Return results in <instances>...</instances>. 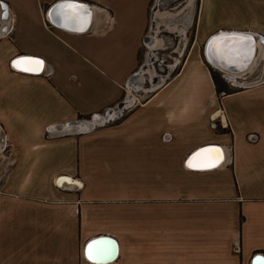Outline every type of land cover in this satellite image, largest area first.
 Listing matches in <instances>:
<instances>
[{
    "label": "crops",
    "instance_id": "1",
    "mask_svg": "<svg viewBox=\"0 0 264 264\" xmlns=\"http://www.w3.org/2000/svg\"><path fill=\"white\" fill-rule=\"evenodd\" d=\"M151 1L75 0L91 13L77 31L54 15L62 0H0V143L11 160L0 183V264H91L84 246L96 237L116 241L108 264L261 263L264 58L255 81L243 82L247 73L233 86L221 74L230 93L217 94L203 47L219 31L264 38V0H195L194 39L187 25L174 46L178 72L138 102L129 91L141 82L142 48L152 52ZM17 56L42 70H14ZM196 70L208 94L186 91ZM123 99L121 112L135 106L122 118L71 127ZM217 117L229 133L211 127ZM210 144L228 147L225 162L187 169V156Z\"/></svg>",
    "mask_w": 264,
    "mask_h": 264
},
{
    "label": "rangeland",
    "instance_id": "2",
    "mask_svg": "<svg viewBox=\"0 0 264 264\" xmlns=\"http://www.w3.org/2000/svg\"><path fill=\"white\" fill-rule=\"evenodd\" d=\"M183 4L185 8L189 5V8L187 10L185 9L184 11V13L186 14L182 12L184 8L182 7ZM195 7H196L195 0H152L151 1L149 6L150 26L148 29V33L150 34L147 35V44L148 43L150 44H148L147 48L152 52L147 53L146 47L142 48L139 57L140 59L139 70H141V74H139V77L141 82L136 84L133 87L132 91L131 90L129 91L131 97L137 98L138 102L144 99L145 97H147L150 91H153L155 88L159 87L166 80H168L178 72L183 58L176 59L177 54L174 53V50H176L177 47L174 46L178 42L177 38H180L177 36H179L183 32V29L184 32L186 31L187 25H189V39L191 42L194 39L192 25L194 22V13L196 9ZM187 14L189 16H187ZM188 17L190 19L189 21L187 19ZM159 36L160 38L165 40L166 43L165 47H156L161 43L160 39L158 38ZM192 48L193 47H191V50ZM194 50L195 51L197 50L196 52H200L201 50L202 53V47L199 48L195 47ZM194 50H192V52H194L195 54L196 52ZM259 63L260 62H258V64L255 65L253 70H251L245 76V80H243V82L255 81L260 77ZM189 68L194 69L195 63L193 62V64ZM193 69H192V77H193ZM212 71L216 75L220 87L222 88L230 87L229 84L225 82L226 80L221 78V74H223L222 72H220L218 69H216V71L212 69ZM194 72H195L194 78L193 79L191 78L192 82H187L184 78L186 91L191 92L194 86H196L197 84V86L200 88V92L208 94L210 88H208L209 90L206 88L205 84L203 83V79L201 77L199 70H196ZM142 73H143V77L140 76L142 75ZM225 77L227 78V80L232 82L233 86L235 85L241 86V83L236 82L235 79H230L226 75ZM244 84L247 83H242V85ZM182 86L183 85L180 84V86L178 87L177 90L179 92L182 91ZM124 101L125 99H123L122 102L118 104L116 107H120L119 109L121 108L123 109L122 103H124ZM134 106L135 105H133L132 107L130 106L128 110H124L125 115ZM105 120H103V122ZM217 129L222 131L223 128L218 126ZM0 144H1L0 146V183H1V178L5 173L6 167L10 165L11 160L8 158L7 162L3 163L5 159V154L8 155L9 147L7 150H5L4 143L1 142ZM2 155H4V157ZM7 157H9V155Z\"/></svg>",
    "mask_w": 264,
    "mask_h": 264
},
{
    "label": "snow or ice",
    "instance_id": "3",
    "mask_svg": "<svg viewBox=\"0 0 264 264\" xmlns=\"http://www.w3.org/2000/svg\"><path fill=\"white\" fill-rule=\"evenodd\" d=\"M2 7L0 5V8ZM54 15L63 22V27L69 28V30L83 31L91 13L84 5L76 3L75 0H62L61 3L56 5ZM261 43H264V41H261ZM209 48L210 55L224 61L225 64L246 69L252 63L256 51V41L252 35L233 33L213 40ZM42 65L43 61L33 58H22L13 63V67L18 68V70L29 72L42 70ZM205 154L208 155L202 162V166L206 168L216 167L223 158L222 152L218 148L201 149L189 160L188 167H194L193 161ZM109 244L110 242L107 241H92L87 245L86 258L91 264H100L101 261L110 258L112 250Z\"/></svg>",
    "mask_w": 264,
    "mask_h": 264
},
{
    "label": "water",
    "instance_id": "4",
    "mask_svg": "<svg viewBox=\"0 0 264 264\" xmlns=\"http://www.w3.org/2000/svg\"><path fill=\"white\" fill-rule=\"evenodd\" d=\"M222 32V34H220ZM233 33H235V34H249V35H252L253 36V38L256 40L257 39V37L255 36V35H253V34H251V33H247V32H236V31H219V33L218 34H216V35H213V36H211V38L210 39H208L207 40V42L204 44V47H203V57L205 58V61L213 68H216V69H218V70H220V71H223V73H225V74H227V75H234V78L233 79H235L236 81H241L242 79H241V76H245L246 74H242V75H239L240 73L238 72V68H236L235 66H231V69H233V70H229L228 68H219L218 67V65H220L221 63L224 65L225 63H224V61L222 62V61H220V60H217L215 57H213L212 55H210V48H209V42H210V40H212V39H214V38H218V37H220V36H223V35H228V34H233ZM262 39H264V38H262V37H259V40H260V42L262 41ZM262 45H263V47H264V43H261ZM22 58H30V57H25V56H17V57H15L14 59H12L11 60V67L14 69V70H16V71H21V70H18V68H16V67H13V63L16 61V60H18V59H22ZM221 66V65H220ZM222 67V66H221ZM215 70V69H214ZM230 71H233V72H230ZM22 72H24V71H22ZM28 73H32V72H28ZM37 73H39V72H36V73H33V74H37ZM262 80H264V69H263V73H262ZM249 85H252V84H248V85H246V86H249ZM245 86V85H244ZM103 117L101 116V115H95L94 117H92L91 119H89V120H84V121H78V122H76V123H74V124H72V126L71 127H75V128H78V129H81V128H88V129H90V128H92L93 127V125L95 124V122H99V123H101V122H103ZM207 147H217V148H220L221 150H222V161L221 162H219L218 163V165L216 166V167H214V168H212V169H215V168H217V167H219V166H221L224 162H225V160H226V158H227V156H228V147H225V146H223V145H217V144H210V145H203V146H201V147H199V148H197L196 150H194L193 152H191L188 156H187V158L185 159V161H184V165H185V167L187 168V169H190V170H195V169H193V168H190V167H188V162H189V160L193 157V155L195 154V153H197L199 150H201V149H204V148H207ZM209 170H211V169H209ZM101 239H105V240H102V241H107V242H111V241H113L115 244H116V241L114 240V239H112V238H109V237H96V238H93V239H91L90 241H88L86 244H85V246H84V256H86V248H87V245L89 244V243H91L92 241H94V240H99V241H101ZM117 245V244H116ZM258 257L261 259V263L260 264H264V255L263 254H258ZM87 259V258H86ZM116 259V257L115 258H113L111 261H109V262H106V263H104V264H108V263H111V262H113L114 260ZM255 259H256V257H255ZM88 260V259H87ZM89 261V260H88ZM254 262V261H253ZM100 264H103L102 262H100ZM254 264V263H253Z\"/></svg>",
    "mask_w": 264,
    "mask_h": 264
},
{
    "label": "bare ground",
    "instance_id": "5",
    "mask_svg": "<svg viewBox=\"0 0 264 264\" xmlns=\"http://www.w3.org/2000/svg\"><path fill=\"white\" fill-rule=\"evenodd\" d=\"M88 23H89V20H88ZM88 23L87 24H85L84 25V30L87 28V26H88ZM83 30V31H84ZM219 33V32H218ZM218 33H216V34H218ZM215 34V35H216ZM220 34H222V32L220 33ZM257 37V39L255 40L256 41V51H255V54H254V56H253V59H252V63H251V65L248 67V68H246V69H242V68H239V67H237V66H235V65H228V64H220V65H218V67L219 68H228L229 70H233V69H231V66H235L236 68H238V72L240 73L239 75H242V74H247V73H249L251 70H253V68L255 67V65H257V63L259 62V60H261L262 58H264V47H263V45L261 44V42H260V40H259V37L258 36H256ZM211 38V37H210ZM209 38V39H210ZM153 39V38H152ZM215 39H217V38H214V39H212V40H210V42H209V45L212 43V41L213 40H215ZM262 41H264V39H262ZM216 58V57H215ZM217 60H220V59H218V58H216ZM220 61H222V60H220ZM223 62V61H222ZM223 70V69H222ZM220 71V70H219ZM22 72V71H21ZM24 72H29V71H24ZM37 72V71H36ZM36 72H32V73H36ZM220 72H222L223 73V71H220ZM230 72H233V71H230ZM223 74H225V73H223ZM226 76H228L230 79H233L234 78V75H227V74H225ZM245 86L246 85H248V84H244ZM243 85V86H244ZM216 121H218V122H222L223 123V125H226V120L225 119H223V118H220V117H217L216 119H211V127L214 129V123L216 122ZM208 149H214V148H217V147H207ZM205 149V148H204ZM218 149H220V148H218ZM200 151V150H199ZM198 151V152H199ZM220 151L222 152V150L220 149ZM208 154H205V155H203V156H201V157H198L197 158V160H195V161H193V165H194V167H192L193 169H195V170H208V169H212V168H206V167H203L202 166V162L206 159V156H207ZM200 168V169H199ZM201 168H203V169H201ZM206 168V169H205ZM69 180V181H68ZM68 180H67V182H72L73 180L72 179H70V178H68ZM64 181H61L60 182V184L61 183H63ZM102 240H105V239H101V241ZM110 248H111V250H112V253H111V256H110V258H108V259H105V260H103V261H101L103 264L104 263H106V262H109V261H111L113 258H115V257H117V255H118V249H117V245L113 242V241H111L110 242Z\"/></svg>",
    "mask_w": 264,
    "mask_h": 264
},
{
    "label": "built area",
    "instance_id": "6",
    "mask_svg": "<svg viewBox=\"0 0 264 264\" xmlns=\"http://www.w3.org/2000/svg\"><path fill=\"white\" fill-rule=\"evenodd\" d=\"M119 108L120 107H116L115 106L113 109H111V111L109 113H104L101 116L103 117L104 120L106 119L108 122L120 119V118H122L125 115V113L121 112V109H119ZM214 124H215L214 125L215 126L214 129H217L218 126L222 127L223 129H227L228 128L227 127V122H226V125H223L222 122H218V121H216ZM247 138H248L249 141H254L256 139V136L255 135H248Z\"/></svg>",
    "mask_w": 264,
    "mask_h": 264
},
{
    "label": "trees",
    "instance_id": "7",
    "mask_svg": "<svg viewBox=\"0 0 264 264\" xmlns=\"http://www.w3.org/2000/svg\"><path fill=\"white\" fill-rule=\"evenodd\" d=\"M209 69H210V73H211L212 79H213L214 84H215L216 93L220 94V93L224 92L225 94H229L230 93V88H227V87L226 88H224V87L222 88V87H220L218 79H217L216 75L213 73L212 68L209 67ZM222 130H223V133H229V131H226V129H222Z\"/></svg>",
    "mask_w": 264,
    "mask_h": 264
}]
</instances>
